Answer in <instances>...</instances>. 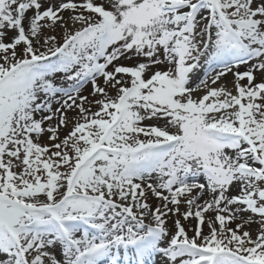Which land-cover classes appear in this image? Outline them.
Returning <instances> with one entry per match:
<instances>
[{"label": "snow or ice", "instance_id": "snow-or-ice-1", "mask_svg": "<svg viewBox=\"0 0 264 264\" xmlns=\"http://www.w3.org/2000/svg\"><path fill=\"white\" fill-rule=\"evenodd\" d=\"M0 256L264 264V0H0Z\"/></svg>", "mask_w": 264, "mask_h": 264}, {"label": "rangeland", "instance_id": "rangeland-1", "mask_svg": "<svg viewBox=\"0 0 264 264\" xmlns=\"http://www.w3.org/2000/svg\"><path fill=\"white\" fill-rule=\"evenodd\" d=\"M54 2H56V0H54ZM96 2L97 3H100V2H102V0H96ZM65 15H67V13H65ZM128 63H131V62H128ZM241 71H243V70H241ZM90 87V86H89ZM229 88L231 89L232 88V82H231V84L229 85ZM84 94H87V90L85 91V93ZM161 122H163V121H159V122H157V121H145L144 123H160L161 124ZM192 223H194V221H192ZM252 231H253V235H255V228H254V225L252 226Z\"/></svg>", "mask_w": 264, "mask_h": 264}, {"label": "bare ground", "instance_id": "bare-ground-1", "mask_svg": "<svg viewBox=\"0 0 264 264\" xmlns=\"http://www.w3.org/2000/svg\"><path fill=\"white\" fill-rule=\"evenodd\" d=\"M240 70H244V68L242 67ZM233 80V77L231 76V74H229L226 78V83H227V86L229 87V85L231 84ZM161 124H163V122H161ZM174 219V218H173ZM169 224H171V221H169ZM254 228H256V225H254ZM191 234V233H190ZM5 257L4 256H0V259H4Z\"/></svg>", "mask_w": 264, "mask_h": 264}]
</instances>
